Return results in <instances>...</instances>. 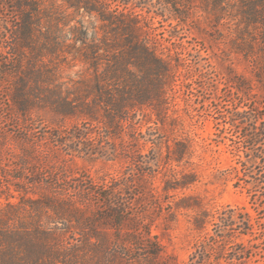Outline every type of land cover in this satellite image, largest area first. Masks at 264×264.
<instances>
[{
  "label": "rangeland",
  "instance_id": "1",
  "mask_svg": "<svg viewBox=\"0 0 264 264\" xmlns=\"http://www.w3.org/2000/svg\"><path fill=\"white\" fill-rule=\"evenodd\" d=\"M30 1L35 3L32 7L40 9L33 15L34 44L30 53L27 52L35 63L34 73L25 78L34 98L32 110L37 130L51 131L58 123L63 129H69L83 120L72 116L60 119L51 111L49 103L42 104L44 89L50 87L45 68L56 73L54 79H58L64 103L65 100L84 103L94 100V117L99 120L106 119L107 100H120L123 90L131 91L133 97H125L124 103L129 101L138 106L131 115L132 121L123 122L122 136L101 143L108 152L107 157L67 155L54 148L48 159V164L56 167L53 170L57 169L67 179L83 174L95 182L119 176L124 170L130 173L131 179L138 171H144L135 180L143 192L150 186L161 192L165 177L172 178L173 174L178 179L184 173L194 172L196 182L187 189L171 191L169 195L176 194L171 200L193 195L210 211L230 205L243 207L254 215L243 183L235 185L237 178L232 168L239 164L232 153L230 139L233 147L238 145L237 130L227 124L219 136L215 126L219 120L214 117H219L216 113L226 114L237 106L240 108L234 91L236 86L264 100V45L260 39L264 36V0ZM5 3L0 0V45L4 41L10 43L7 38L14 21L10 9L17 7L14 3ZM84 7H106L116 17L137 21L136 37L151 45L168 68L169 76L163 71L161 74L150 71L147 63L140 68L132 66L134 54L129 55L128 36L123 28L102 21L97 12ZM93 46L96 58L89 62L84 56ZM5 51L0 49V60L8 57ZM2 81L3 89L7 88L9 93L13 75L8 72ZM158 89L164 92L162 100L156 95ZM2 91L0 107L5 98ZM150 105L162 109L156 114ZM132 134L134 141H131ZM179 143L186 144L187 153L177 162L174 148ZM122 144H129L133 157L112 160V147L120 149ZM5 145L15 148L9 137L0 140V151ZM9 163L5 153L0 152V208L7 202L19 201L10 185V181L16 183L13 178L16 172ZM131 190L134 193L136 189ZM193 213L177 211L174 220H170L166 209L155 217L151 233L162 247L163 259L178 264L187 260L197 237L191 227ZM153 215L150 213V217ZM244 264H263V259L252 258Z\"/></svg>",
  "mask_w": 264,
  "mask_h": 264
},
{
  "label": "trees",
  "instance_id": "2",
  "mask_svg": "<svg viewBox=\"0 0 264 264\" xmlns=\"http://www.w3.org/2000/svg\"><path fill=\"white\" fill-rule=\"evenodd\" d=\"M1 1L17 6L9 7L14 15L13 28L9 38L6 37L10 43L4 41L0 45L8 54L0 60V91L5 94L0 107V140L9 137L15 148L5 145L0 152L5 153L16 172L13 175L16 183L10 181V185L19 201L7 202L0 208V264H178L163 259L162 247L151 233L155 217L166 209L170 220H174L177 211H194L191 227L197 237L182 264H244L256 257L263 259L264 264V100L236 86L234 91L240 108L237 106L226 114L216 113L219 117H214L219 120L215 123L219 136L227 124L237 130L239 143L233 147L230 139V146L239 167L232 170L237 178L235 185L242 182L250 195L254 215L243 207L230 205L210 211L193 195L171 200L176 197V194L169 195L171 191L187 189L196 182L194 172L184 173L178 179L173 174L172 178L165 177L161 192L151 186L147 192L140 190L135 180L144 171H138L137 176L134 173L131 179L130 173L124 170L119 176L102 178L100 182L83 174L69 179L61 177L57 169L53 170L56 167L48 164L54 148L67 155L107 157L108 152L101 143L121 137L125 130L123 122L132 121L131 115L138 106L129 101L124 103L125 97H133L131 91L123 90L120 100H107L106 119L99 120L94 117V100L91 103L65 100L64 103L58 79H54L56 73L45 68L50 87L44 89L42 104L49 103L51 111L60 119L72 116L83 120L69 129H63L58 123L51 131L37 130L32 110L34 98L25 78L34 73L35 63L27 52L30 53L34 44L33 15L40 9L32 7L35 3L30 0ZM84 8L97 12L102 21L123 28L128 36L129 55L134 54L132 66L140 68L147 63L150 71L160 74L163 71L169 76L168 68L151 45L136 37L137 21L116 17L106 7ZM260 39L264 45V36ZM94 48H89L84 56L89 62L96 58ZM8 72L13 75L9 93L2 87ZM156 95L162 100L164 92L158 89ZM150 106L156 114L162 109ZM132 140H135L134 134ZM129 147V144H122L120 149L113 146L111 159L132 158ZM186 153V144H176L174 161H181ZM131 160L136 164L135 159ZM134 187L136 190L132 193ZM150 213H154L153 217Z\"/></svg>",
  "mask_w": 264,
  "mask_h": 264
}]
</instances>
